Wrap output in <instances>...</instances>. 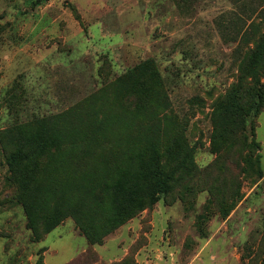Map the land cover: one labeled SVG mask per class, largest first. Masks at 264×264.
I'll return each instance as SVG.
<instances>
[{
	"label": "rangeland",
	"instance_id": "374dc122",
	"mask_svg": "<svg viewBox=\"0 0 264 264\" xmlns=\"http://www.w3.org/2000/svg\"><path fill=\"white\" fill-rule=\"evenodd\" d=\"M263 37L264 0H0V264H264V109L252 154L213 116ZM157 163L167 194L89 244L73 210Z\"/></svg>",
	"mask_w": 264,
	"mask_h": 264
},
{
	"label": "trees",
	"instance_id": "16d2710c",
	"mask_svg": "<svg viewBox=\"0 0 264 264\" xmlns=\"http://www.w3.org/2000/svg\"><path fill=\"white\" fill-rule=\"evenodd\" d=\"M263 53L264 37L260 39L256 52L254 55L252 54V61L247 66L246 75L249 81L238 82L234 85L225 100L220 101L213 112V116L222 127L216 135L218 139L225 144V147L229 145V137H232L231 144L235 139H239L241 145L246 148L247 154H252L258 150L252 135L254 131L252 120L264 109V84L260 82V74L257 69ZM248 124L251 132L250 136L245 135ZM21 159V153L9 158L8 166L12 174L15 173ZM157 160H159L158 156ZM115 171L116 169L113 170L112 178L107 184V190L111 197L106 200L98 189H96L94 195V202L108 210L102 223H98L96 220L93 221L87 209L78 210L75 208L72 212V217H75L78 221L77 226L80 233L91 245H100L106 235L133 219L139 212L150 208L160 195L167 194L170 189L169 179L171 178L167 174V176H162L164 172L159 163L155 165L145 164V166L137 164L135 167L130 168V171L123 175L122 179L114 176ZM174 179L171 180L174 181ZM83 202L87 203L88 199H84ZM53 219V223H49ZM45 221L47 227L44 229V235L55 229L58 216L51 214ZM103 224L107 225L108 228L106 231L100 232L97 226ZM36 241H40V239L38 238ZM42 252V250L37 252L35 264H44Z\"/></svg>",
	"mask_w": 264,
	"mask_h": 264
}]
</instances>
